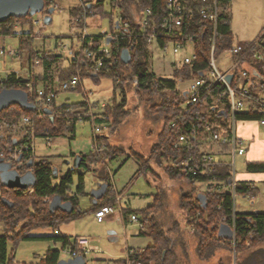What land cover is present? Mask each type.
<instances>
[{
	"label": "trees",
	"instance_id": "obj_1",
	"mask_svg": "<svg viewBox=\"0 0 264 264\" xmlns=\"http://www.w3.org/2000/svg\"><path fill=\"white\" fill-rule=\"evenodd\" d=\"M103 1L97 0V4L92 5L90 10L92 9L95 15L101 18L110 15L111 32L116 30L115 17L113 18L112 12L105 11ZM44 2L46 9L49 0H44ZM163 2L164 0H141L139 3L136 0H110L111 8L114 6L119 10V13L121 11L122 17L129 20L132 26L136 25L135 22L140 11L146 7L151 8L154 15H159ZM229 6L230 0H222L219 4V18L214 45L215 56L231 48L235 42L234 35L230 30ZM81 11L82 9L76 5L69 9L71 28L78 29L82 25L80 22H75ZM43 12L47 13V11ZM32 16L28 14L24 18L10 17L0 23L2 35L14 34L19 36L22 52L27 57V75L18 77L13 72L8 73L3 79H0V90L3 88H20L26 91L28 100L36 104L34 112L24 111L18 105H12L0 112V155L5 159H10L16 167L20 164L21 170L19 172L21 175L30 173L32 176V180L26 188L8 187L0 180V224L2 226L0 232V264H57L60 260L61 250L68 248L70 251L79 252L74 238L61 236L58 232L48 238L55 242L59 241L61 243L60 248L47 249L36 262L16 261L13 250L18 241L37 238V236L29 235L31 229L47 227L55 231L60 223L68 222L82 214L80 210H77V194L83 190L84 171L94 170L96 173V165L124 154L125 157L121 165L132 158L138 165L136 175L149 172L152 176V165L149 160H145L143 156L135 152L123 153L122 150L111 146L108 141L114 123L116 125L128 114V110L125 109V98H122V101L118 103L113 100L112 103L105 104L102 107V118L94 119V123L99 126L105 123V128L102 129L104 132L95 136V143L99 148H102V154L95 149L90 150L87 154L72 153L73 161L76 159V167L68 169L59 178L58 175L56 176L57 170L53 166L51 157L35 158L30 149L25 150V147L32 142V138L36 137L49 136L53 138L67 134L68 139H73L76 122L81 119H89L88 116L77 115L80 109H86L87 103L84 101L79 103L64 102L62 104H56L55 101L56 95L61 90V84L75 74L80 77L90 76L93 80L108 76L112 78L114 88H119L122 91L126 82H129L128 85L133 86L136 95L139 96L144 93L140 100L143 98L151 106V112L163 121V127L152 146L151 157L164 166V171L170 178L184 180L193 187L196 183H207L206 187L202 191L196 192L195 196L185 193L179 201L186 214L187 224L185 225L188 226L196 221L194 234L197 237L196 251L198 257L207 259L218 247L230 248L232 225L234 224L236 253L240 254L254 249L237 264H264V249L261 248V244H264V212H241L235 209L233 214L229 187L225 186L223 190L218 191L211 186V181L225 183V185L229 183L231 177L229 161L221 158L213 166L211 172H198L195 175L180 172L176 166L178 160L185 158L189 153L201 152L199 144L196 145L195 149L187 145L175 147L174 143L180 134L189 133L195 129L198 134L204 135L206 124L212 126L213 132L220 133L223 131L225 134H229L230 130L228 102L225 96H221L220 93L224 89L223 85L219 84L213 87L208 93L201 92L198 101L192 105H185V89L178 87L179 83L195 79L202 71L207 70L210 54L208 37L212 34L211 24L202 20L201 16L195 12L191 14L190 18L189 16L184 17L182 32L184 34L192 32L198 37L195 59L192 64H181L180 67L173 69L171 78H163L149 69L151 50L143 36L135 39V45L131 49V59L128 63H123L119 58L117 62L105 58L103 65L98 70L93 69V61L97 58L96 49L101 45V38L106 33L102 32L98 35H92L91 49L94 52L92 60H85L81 51H73V47L70 46L66 53L69 54L66 59L67 64L64 65V58L60 54H56L52 50L39 51L32 48L31 39L38 35H33L31 31L13 33L14 26L31 24ZM130 40V37L122 35L111 42L109 41L113 54L118 55L123 48L129 45ZM259 48L260 46L250 44L245 52L234 57L239 61L247 60L253 70L243 77L242 82L254 81L251 77L252 74H255L254 69L260 72L263 70L264 63L252 57L253 52ZM19 53L16 56L20 55ZM35 58L40 59L41 71H35L33 67ZM237 82L236 78L232 84L235 85ZM27 84H30L33 89L40 86L46 93L53 92L55 98L47 105L43 102H36V93L34 91L28 92ZM250 92L255 93L253 86L250 88ZM44 108L50 109L51 114H47ZM218 110H224L226 116H220ZM51 116L53 117L52 120ZM24 117L30 118V121L25 123L26 129H24L23 138L17 140L11 136L10 132L17 127L20 121L22 122ZM257 118L258 115L253 113L250 108L236 114L237 122L255 121ZM215 145L219 148L217 151L219 154L229 148L228 144ZM14 148L20 150L14 152ZM20 153L23 156L19 161H16ZM245 166L249 172L264 171V162L246 161ZM76 173L75 192L70 193L72 178ZM99 176L103 178L107 188L103 196L94 201L93 210L108 205L114 200L108 173L100 172ZM235 191L236 195L242 196L250 193L253 198L258 192V188H251L246 181L236 180ZM54 195H60L62 200H69L73 205V211L71 213H65L61 210L49 212L48 204ZM2 198L11 202V205L2 201ZM157 202L158 195L156 194L154 202L140 210L142 228H140L139 234L150 236L152 244L142 249H133L134 252L130 257L133 264L136 262L140 264H176L173 240L158 228L154 214L159 204ZM222 217L224 218L223 221L220 220ZM145 225L148 230H144ZM84 258L87 261V256ZM120 261L122 260H116L115 264ZM86 264L88 263L86 262Z\"/></svg>",
	"mask_w": 264,
	"mask_h": 264
},
{
	"label": "rangeland",
	"instance_id": "obj_2",
	"mask_svg": "<svg viewBox=\"0 0 264 264\" xmlns=\"http://www.w3.org/2000/svg\"><path fill=\"white\" fill-rule=\"evenodd\" d=\"M76 2L77 0H53L51 6L47 7L48 10L53 8L52 12H40L33 15V21L34 19L38 20L36 25H32V30L35 28L39 32L36 37H45V48L60 54L64 59L69 56L66 53L70 46L78 45L76 37L78 29L71 28L69 23V9ZM54 5H58V7H53ZM104 9L106 12H112L113 18L118 13V10L112 9L108 5H104ZM46 16L51 19L48 24L44 23ZM109 22L110 15L102 18L97 15L88 19V34L98 35L102 32H109ZM18 27L14 28L13 31L15 33H18ZM25 28L30 29L29 26ZM234 38L235 42H237L236 36ZM40 40L41 38L39 40L34 39L32 47H39L42 44ZM3 45L5 49L8 46L16 49L18 46L17 37L11 34L4 36ZM62 47L66 48V52L62 51ZM150 50L149 69L163 78H171L173 69L181 66L183 57L192 54L190 43H187L186 47L180 49L177 53H174L170 46L166 53L155 47ZM23 61H25L24 58ZM217 61L219 66L223 67V73L234 62L222 56H218ZM172 63H175V65L173 66ZM20 68V61L16 57L9 53H5L3 56L0 55V78L5 71H20ZM128 84L129 82H126V86L121 91L119 88H114L111 77L103 76L99 77L98 80H93L90 76H81L80 86L77 89L59 90L55 101L56 104L84 101L92 105L95 112L102 110L101 105L103 103L110 104L113 100L118 103L122 101V98H125V109L128 110V114L116 125L114 123L108 141L111 146L122 150L123 153L135 152L143 156L145 160H149L152 165V176L149 172L136 175L138 165L132 158H129L121 165L125 157L124 154L106 161L105 165L102 163L96 165V173L94 170L84 171L83 190L77 194V210H80L82 214L68 222L60 223L55 231L47 227L31 229L29 235L37 236V238L18 241L13 250L15 260L26 263L36 262L48 248H60L61 243L59 241L55 242L53 239L48 238L58 232L59 235L67 236L70 239L76 236H83L88 238L92 245L97 246L99 251L87 256L86 262L88 264H115L116 260L124 257L128 248L141 249L152 244L150 236L139 234L140 219L142 217L140 210L152 204L157 194V203L159 204L154 212L155 218L158 228L173 240L176 264H237L238 261L244 259L254 249L237 254L236 249L232 246L230 248L221 246L214 250L213 254L207 259L198 257L196 251L197 237L194 231L190 232L188 226L185 225L187 224L186 214L181 208L179 201L185 193L195 196L196 192L202 191L207 183H196L193 187L184 180L170 178L165 173L164 166L151 157L152 146L163 127V121L151 112V106L143 98L140 100L144 93L139 96L136 95L133 86ZM187 86L188 81L179 83L178 87L179 89H185ZM87 110L88 107L86 106V109H80V112L86 113ZM259 128L264 130V126ZM24 129H26L25 123L20 121L17 127L10 132L11 136L21 140L25 134ZM103 132V130L94 132L91 120L81 119L75 124L73 139H68L67 134L53 137L50 141L44 137H36L33 140L35 158L51 157L53 166L57 170L56 176L58 175L59 178L74 166V157L70 154V151L87 154L90 151L91 137L94 134L98 135ZM244 141L245 146H247L248 140L244 139ZM206 146L204 149L212 152L219 150L214 142H210ZM225 152H223L221 158L230 162L231 154L229 151ZM245 159V155H237L235 157V172L238 175L247 174ZM100 172L109 173V183L121 194V206L128 208L131 213L135 212L138 222L130 221V212L127 213L126 222H123L118 212L107 215L101 222L96 220L95 210L92 208L95 201L93 194L104 184L103 178L99 176ZM76 185L77 173L73 175L70 193L75 192ZM257 185L258 192L253 198L249 199L242 195L236 196L235 209L237 211L264 212V184L258 182ZM1 228L0 224V232ZM144 230H148L146 225ZM261 245L264 246V244ZM69 258V249L61 250L60 259L67 260Z\"/></svg>",
	"mask_w": 264,
	"mask_h": 264
},
{
	"label": "built area",
	"instance_id": "obj_3",
	"mask_svg": "<svg viewBox=\"0 0 264 264\" xmlns=\"http://www.w3.org/2000/svg\"><path fill=\"white\" fill-rule=\"evenodd\" d=\"M138 3L141 0H136ZM222 0H164L161 8V13L159 15H154L151 8L146 7L142 9L139 13L136 25L132 26L129 20L124 19L121 15V11L116 9L113 6L112 9L118 10L114 20L115 23H118V28L114 31H109L105 33L101 38V45L97 47L96 53L97 58L93 61V69L98 70L103 65V60L106 58L108 60H112L113 62H117V59H120V52L123 49H127L129 54H131V49L135 45V39L138 37H145L147 43L151 48H156L163 53H166L169 46L174 53H177L180 49L186 47L187 43L191 44L192 54L190 56L185 55L183 57L182 64H192V61L195 59L196 51L195 48L198 43V37L195 33H186L182 32V25L185 16H191L194 12L201 16V19L209 22L211 24L212 34L209 35L208 41L210 42V54L207 63V70L202 71V75H198L197 78L191 79L188 81V86L185 88V105H192L198 101V98L201 92L208 93L210 90L221 84L224 86V89L220 92L221 96H225L229 106V134H225L223 131L213 132L212 126L210 124H206L204 126V135L198 134V131L195 129L191 130L189 133H183L178 136V140L174 143L175 147L187 145L192 149H195L196 145L200 146V153L194 154L189 153L185 158H181L176 163L177 169L180 172L185 174L195 175L196 173H209L212 171L213 166L219 162L220 155L219 153H212L210 151H205L204 147L210 142H214L215 144H228L229 148L227 151L231 154V161L229 162L231 168V177L229 183L225 185V183H220L217 181H211L212 187L215 190L221 191L225 188V186L229 187L231 198H232V213L235 212V198H236V177H235V157L237 155L242 156L246 152L245 141L237 134V124L236 114L237 112L246 111L250 108L253 113L258 115L256 119L257 123L261 126H264V67L263 70L257 71L254 69L255 74L251 75L254 81L249 80V82H242L243 77L248 75V72H251L249 62L236 60L234 57L245 52L248 46L256 45L260 46L259 49L255 50L252 54L253 59L259 60L264 63V36H259L253 40L245 41V42H235L234 45L224 50L220 55L223 58L233 60V64L223 73V67L219 66L217 61V57L214 55V45H215V37H216V28L217 22L219 18V4ZM97 0H77V6L82 9V11L76 17V23H82L80 28H78V33L76 37L78 39V45L74 46L73 51H81L85 60H92L94 56V52L92 48V35H89L87 32V20L90 18H94L96 15L91 8L92 5L97 4ZM53 0H49V4L47 7L51 6ZM103 5H108L111 7L110 0H104ZM53 7H58V5H54ZM38 20L33 21V16L31 18V24H37ZM16 26H14L15 28ZM13 28V30H14ZM33 35H39V32L32 30ZM126 35L131 38L129 41V45L123 48L118 55L113 54L110 49L109 43L106 42V38H110V42L118 37ZM6 35H2L0 32V55L3 56L5 53H9L12 56H16L19 52L15 49H12L11 46H8L5 49L3 45V37ZM63 52H66V48L62 47ZM40 64V59H34V66ZM264 66V65H263ZM232 74V80L229 82L227 80V75ZM238 80L237 84L233 85L232 81L234 79ZM241 78V79H238ZM78 84H80V76L75 74L72 75L68 80L64 81L60 88L62 90H73L78 88ZM28 92L34 91L36 93V102H43L46 105L51 103L55 98V94L53 92L46 93L42 88L33 89L30 84H27ZM253 86L255 93L250 92V88ZM105 103L101 106L103 107ZM88 110L86 113L77 112L78 116H88L92 122L94 132H100L101 128L94 123L95 114L92 105L87 103ZM30 118L24 117L22 119L23 123H29ZM173 126V124H171ZM48 141L51 140L52 137L46 136L44 137ZM95 142V140H94ZM30 149L33 153V138L32 142L29 146L25 147V150ZM95 149L98 153L102 154V148H99L95 143ZM19 148H14V152H18ZM5 160L10 161V159L6 158ZM11 162V161H10ZM209 183V182H208ZM207 185V184H206ZM248 185L251 188H256L255 183L250 182ZM111 189L114 193H116V189L111 184ZM247 198H252L250 193L244 195ZM115 200L108 204L103 205L97 210H95L94 215L98 222H101L105 219V217L111 214L114 211H120L119 205V196L116 194ZM130 221L138 222L136 214H131L129 217ZM221 221L224 220L222 217ZM196 221L188 225L189 231L193 232L195 230ZM234 225V224H233ZM232 225V239L231 246L235 248V240H234V226ZM78 251H70V258H73L78 255L88 256L91 253L98 252L99 249L96 245H92L88 238L83 236L74 237ZM66 250V249H63ZM133 248H128L125 252L122 261L117 264H133L130 259L133 254ZM135 264H140L136 262Z\"/></svg>",
	"mask_w": 264,
	"mask_h": 264
},
{
	"label": "crops",
	"instance_id": "obj_4",
	"mask_svg": "<svg viewBox=\"0 0 264 264\" xmlns=\"http://www.w3.org/2000/svg\"><path fill=\"white\" fill-rule=\"evenodd\" d=\"M75 5L77 6V3ZM229 10H230V14H231L230 30H231L232 34L234 35V37L236 36V38L238 40L237 42L250 41V40H253L259 36H264V0H230ZM26 26H29L30 29L29 30L26 29L25 28ZM18 28H19L18 33L22 32V31L23 32L31 31V33H32V26L30 23L25 24L23 26H19ZM13 33H15V32L13 31ZM11 35H14V34H11ZM15 36L17 37V40H18V46L16 47V49L15 48L14 49L17 50L18 52H20L19 53L20 55L14 56V57H16L20 61V65H21L20 71H5L0 79H3L8 73H12V72L15 73L18 77H22L24 75H27V68H26V62H25L27 57H26V54L24 52H22L19 36H17V35H15ZM39 38H41L40 41H42V44H40L39 47H34V49L39 50V51H41V50L51 51V50L45 48V45H44L45 37H42V36L41 37L33 36V38L31 39V46H33L32 45L33 40L34 39L39 40ZM72 47H73V45H72ZM73 49H74V47H73ZM23 58L25 61H23ZM63 63H64V65L67 64V60L63 59ZM172 65L174 66L175 63H172ZM33 67H34L35 71H41V65H36ZM37 88H41V87L38 86ZM79 102H82V101H77V102H73V103H79ZM62 103H64V102H62ZM65 103H67V102H65ZM101 113H102V110L95 111L94 112V114L96 116L95 118H102ZM255 121H249V122L240 121V122H238L239 124H237L238 125V128H237L238 136L241 137L242 139L248 140V142H247L248 145L246 146V152L244 153L245 158H246L245 164H246V161L264 162V130H261L259 127H262V126L259 125L257 123V121L256 122ZM97 126H99V125H97ZM99 127L102 130L105 127V123L104 124L102 123ZM95 136H96V134H94L91 137L90 150L95 149V142H94ZM73 138H74V136H73ZM34 139L35 138H33V140ZM217 150H215L214 153H218ZM72 153H75V152L71 150L70 154H72ZM222 154H223V152L221 154H219L220 158H221ZM33 155L35 157L34 143H33ZM102 164L105 165L106 161L103 162ZM245 169H246V166H245ZM108 175H109V173H108ZM235 177H236V180L246 181L248 183H250V182L255 183L256 188H258V185H257L258 182H262L264 184V171L263 172H249V171H247V174H244V175H238L236 173ZM112 193L114 196L116 194H118V196H119L120 211H114L111 214L118 212L120 214V216L122 217L123 222H126V220L128 218L127 213H129L130 210L128 208H123L121 206V204H120V199H121L120 192H118L116 190V193H114V192H112ZM114 200H115V197H114ZM133 213L134 212H132V214ZM140 228H142L141 223H140ZM261 248L264 249V246L262 245Z\"/></svg>",
	"mask_w": 264,
	"mask_h": 264
},
{
	"label": "water",
	"instance_id": "obj_5",
	"mask_svg": "<svg viewBox=\"0 0 264 264\" xmlns=\"http://www.w3.org/2000/svg\"><path fill=\"white\" fill-rule=\"evenodd\" d=\"M45 7L44 0H0V23L4 22L10 17L14 18H24L28 14L34 15L36 13L43 12ZM53 11L52 9L47 10V13ZM50 22V17L46 16L44 18V23L48 24ZM116 28H118V23L116 22ZM110 38H106V42L109 43ZM120 59L123 63H128L131 59V56L127 49H123L120 52ZM199 75H202L201 73ZM227 80L230 82L232 80V74H228ZM12 105H18L22 110L28 112H34L36 110V104L28 100V95L26 91L19 88H3L0 90V112L7 107ZM44 111L47 114H51V110L48 108H44ZM218 114L220 116H226L224 110H218ZM53 117L51 116V120ZM23 154L20 153L16 159L19 161L22 158ZM30 164V163H29ZM73 167H76V159L73 161ZM12 168V163L10 161L5 160L4 157L0 155V180L4 185L8 187H18V188H26L30 181L32 180V176L30 173H25L21 175L17 168ZM107 188L106 183L101 185L99 189H97L93 198L96 201L100 199L105 193ZM6 204L11 205L7 199L2 198ZM49 212H54L56 210H61L65 213H71L73 211V205L69 200H62L60 195H54L48 204ZM57 264H86V259L82 255L75 256L73 258H69L67 260L60 259Z\"/></svg>",
	"mask_w": 264,
	"mask_h": 264
},
{
	"label": "flooded vegetation",
	"instance_id": "obj_6",
	"mask_svg": "<svg viewBox=\"0 0 264 264\" xmlns=\"http://www.w3.org/2000/svg\"><path fill=\"white\" fill-rule=\"evenodd\" d=\"M19 166H21V165L18 164V166L16 167V165L14 166V164H12V168H11V169H13V168H17V170H18V172H19V171L21 170ZM19 173H20V172H19Z\"/></svg>",
	"mask_w": 264,
	"mask_h": 264
},
{
	"label": "bare ground",
	"instance_id": "obj_7",
	"mask_svg": "<svg viewBox=\"0 0 264 264\" xmlns=\"http://www.w3.org/2000/svg\"><path fill=\"white\" fill-rule=\"evenodd\" d=\"M32 16V15H31ZM20 89V88H19ZM98 143V142H97ZM28 146V145H27ZM239 194V193H238ZM142 225V224H141Z\"/></svg>",
	"mask_w": 264,
	"mask_h": 264
}]
</instances>
